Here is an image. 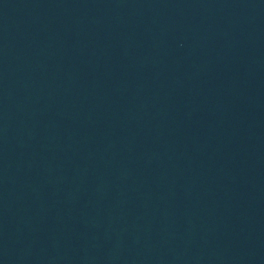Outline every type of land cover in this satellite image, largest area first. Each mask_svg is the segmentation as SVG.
I'll list each match as a JSON object with an SVG mask.
<instances>
[{"label": "water", "instance_id": "obj_1", "mask_svg": "<svg viewBox=\"0 0 264 264\" xmlns=\"http://www.w3.org/2000/svg\"><path fill=\"white\" fill-rule=\"evenodd\" d=\"M0 264H264V0H0Z\"/></svg>", "mask_w": 264, "mask_h": 264}]
</instances>
